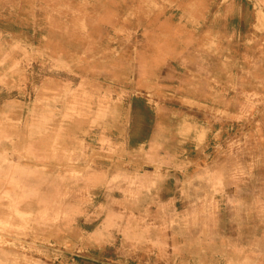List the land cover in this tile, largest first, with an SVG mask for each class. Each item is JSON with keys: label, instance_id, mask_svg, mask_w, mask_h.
Masks as SVG:
<instances>
[{"label": "rangeland", "instance_id": "rangeland-1", "mask_svg": "<svg viewBox=\"0 0 264 264\" xmlns=\"http://www.w3.org/2000/svg\"><path fill=\"white\" fill-rule=\"evenodd\" d=\"M194 1L0 0V264H264V15Z\"/></svg>", "mask_w": 264, "mask_h": 264}, {"label": "crops", "instance_id": "crops-1", "mask_svg": "<svg viewBox=\"0 0 264 264\" xmlns=\"http://www.w3.org/2000/svg\"><path fill=\"white\" fill-rule=\"evenodd\" d=\"M211 2L214 3V4H216V1L215 0H213ZM223 2H224V0H221L220 1V3H223ZM173 3L176 4V5H180V4L181 5L182 4L183 5H190V4H194V3L195 4L196 3H200V2L194 1V0H173ZM224 3H225L224 5L227 6V7L230 6V5H232V4H235V2H232V0H228V1L224 2ZM235 5H237V4H235ZM259 5H261V4L259 3ZM246 7L249 10V14H251L255 20H258L259 15H262V16L264 15V8L263 7L261 8V10H257V8L255 6V3L251 2L250 0H246V1L244 0V2L242 3V6L240 8L237 6V8H236L237 9V14H238L237 15L238 19H241V17L243 16V14H245ZM217 36L222 37L223 36V33L220 31L219 34H217ZM176 56L177 55H175V53H173V54L172 53H170V54L167 53V54H164L163 59H165L166 60V63H167V62H170L171 60H174L176 58ZM29 202H30L29 200H24L22 202V204L20 205V209L23 208Z\"/></svg>", "mask_w": 264, "mask_h": 264}]
</instances>
